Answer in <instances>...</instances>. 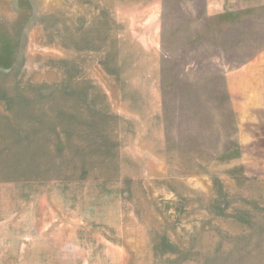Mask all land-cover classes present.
<instances>
[{"label": "rangeland", "instance_id": "obj_1", "mask_svg": "<svg viewBox=\"0 0 264 264\" xmlns=\"http://www.w3.org/2000/svg\"><path fill=\"white\" fill-rule=\"evenodd\" d=\"M0 264H264V0L0 15Z\"/></svg>", "mask_w": 264, "mask_h": 264}, {"label": "crops", "instance_id": "obj_2", "mask_svg": "<svg viewBox=\"0 0 264 264\" xmlns=\"http://www.w3.org/2000/svg\"><path fill=\"white\" fill-rule=\"evenodd\" d=\"M5 0L0 2V15L8 20H15L16 17V0Z\"/></svg>", "mask_w": 264, "mask_h": 264}]
</instances>
